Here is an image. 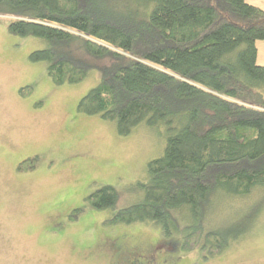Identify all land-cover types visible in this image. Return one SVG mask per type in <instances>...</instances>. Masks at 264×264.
I'll use <instances>...</instances> for the list:
<instances>
[{
    "label": "trees",
    "instance_id": "trees-1",
    "mask_svg": "<svg viewBox=\"0 0 264 264\" xmlns=\"http://www.w3.org/2000/svg\"><path fill=\"white\" fill-rule=\"evenodd\" d=\"M0 15L10 16V34L46 40L29 59L45 61L55 84L98 70L78 112L113 121L120 135L143 120L167 126L163 155L138 183L143 198L105 226L151 225L165 238L181 235L182 250L199 249L204 259L254 230L264 197L225 224L205 221L219 193L264 189V65L257 63L264 8L247 0H0ZM31 91L20 88L24 97ZM118 198L105 185L85 200L104 209ZM184 207L188 224L176 213Z\"/></svg>",
    "mask_w": 264,
    "mask_h": 264
},
{
    "label": "rangeland",
    "instance_id": "rangeland-1",
    "mask_svg": "<svg viewBox=\"0 0 264 264\" xmlns=\"http://www.w3.org/2000/svg\"><path fill=\"white\" fill-rule=\"evenodd\" d=\"M9 18L0 15V264H264V208L251 233L208 259L199 249L183 251L181 235L165 238L151 225L105 226L143 198L138 183L148 180L147 163L163 155L167 126L143 120L120 135L113 121L78 112L100 80L98 70L79 83L55 84L45 61L29 59L46 40L10 34ZM27 85L32 91L24 97L20 88ZM27 158L36 159L35 167L18 171ZM105 185L119 198L97 209L85 198ZM263 197L261 187L246 196L219 193L206 226L231 221ZM176 213L189 223L186 207Z\"/></svg>",
    "mask_w": 264,
    "mask_h": 264
},
{
    "label": "crops",
    "instance_id": "crops-1",
    "mask_svg": "<svg viewBox=\"0 0 264 264\" xmlns=\"http://www.w3.org/2000/svg\"><path fill=\"white\" fill-rule=\"evenodd\" d=\"M261 1L262 0H251V1H249V3L255 4V5H258L262 8H264V2H261ZM259 41L257 42V46H258L257 63L260 65H264V43H262V45H259ZM261 51H263L262 55H261Z\"/></svg>",
    "mask_w": 264,
    "mask_h": 264
},
{
    "label": "flooded vegetation",
    "instance_id": "flooded-vegetation-1",
    "mask_svg": "<svg viewBox=\"0 0 264 264\" xmlns=\"http://www.w3.org/2000/svg\"><path fill=\"white\" fill-rule=\"evenodd\" d=\"M17 169H18V171L24 170L23 168H20V165H18Z\"/></svg>",
    "mask_w": 264,
    "mask_h": 264
}]
</instances>
